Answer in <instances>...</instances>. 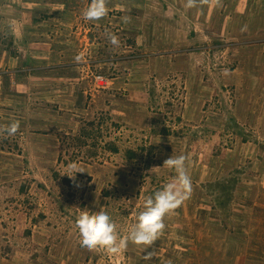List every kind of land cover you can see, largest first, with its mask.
<instances>
[{"label": "rangeland", "instance_id": "obj_1", "mask_svg": "<svg viewBox=\"0 0 264 264\" xmlns=\"http://www.w3.org/2000/svg\"><path fill=\"white\" fill-rule=\"evenodd\" d=\"M187 2L88 21L91 0H0V124L20 122L0 137V264H149L82 247L74 221L103 210L126 237L171 155L192 193L150 264H264V0Z\"/></svg>", "mask_w": 264, "mask_h": 264}, {"label": "clouds", "instance_id": "obj_2", "mask_svg": "<svg viewBox=\"0 0 264 264\" xmlns=\"http://www.w3.org/2000/svg\"><path fill=\"white\" fill-rule=\"evenodd\" d=\"M208 0H188L187 7H194L198 3H207ZM108 0H91L89 6L83 11L85 20L93 21L103 18L107 13ZM110 43H119L116 35L109 36ZM77 59H79L77 57ZM20 128L19 121L0 124V137L14 136ZM187 156H170L163 165L175 171L173 181L166 183L161 189L147 196L143 203V210L139 212L137 223L134 224L126 237L119 236L115 222L110 215L103 211H90L84 209L75 219V227L80 235V244L88 250L98 248L110 254H122L126 251L129 242L144 246L143 259L151 262L155 250L147 251L163 234L166 227L165 217L179 208L192 193V180L186 166ZM69 172L65 173L77 187V173L87 172L78 163L68 165Z\"/></svg>", "mask_w": 264, "mask_h": 264}, {"label": "trees", "instance_id": "obj_3", "mask_svg": "<svg viewBox=\"0 0 264 264\" xmlns=\"http://www.w3.org/2000/svg\"><path fill=\"white\" fill-rule=\"evenodd\" d=\"M116 148V147H115Z\"/></svg>", "mask_w": 264, "mask_h": 264}]
</instances>
